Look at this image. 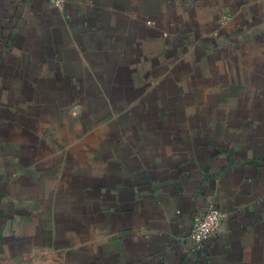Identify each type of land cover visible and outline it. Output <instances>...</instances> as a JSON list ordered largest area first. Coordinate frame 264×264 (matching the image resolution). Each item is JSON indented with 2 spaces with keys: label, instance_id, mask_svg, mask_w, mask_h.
<instances>
[{
  "label": "crops",
  "instance_id": "obj_1",
  "mask_svg": "<svg viewBox=\"0 0 264 264\" xmlns=\"http://www.w3.org/2000/svg\"><path fill=\"white\" fill-rule=\"evenodd\" d=\"M0 264H264V0H0Z\"/></svg>",
  "mask_w": 264,
  "mask_h": 264
},
{
  "label": "built area",
  "instance_id": "obj_2",
  "mask_svg": "<svg viewBox=\"0 0 264 264\" xmlns=\"http://www.w3.org/2000/svg\"><path fill=\"white\" fill-rule=\"evenodd\" d=\"M32 1L39 2L42 0ZM46 1L57 10H62L65 5V0ZM226 20L227 17H224L223 22ZM222 220L223 214L212 203L206 207L202 214L194 217L188 238L193 243L195 249L202 250L204 248L209 239L219 230Z\"/></svg>",
  "mask_w": 264,
  "mask_h": 264
}]
</instances>
